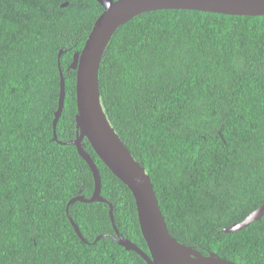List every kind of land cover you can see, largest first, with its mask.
<instances>
[{"label": "trees", "instance_id": "trees-1", "mask_svg": "<svg viewBox=\"0 0 264 264\" xmlns=\"http://www.w3.org/2000/svg\"><path fill=\"white\" fill-rule=\"evenodd\" d=\"M103 12L97 0H0V264H147L110 238L109 204L118 231L149 254L132 192L87 139L108 203L71 205L87 243L67 215L73 198L95 189L77 147L59 143L77 136L70 66ZM99 82L104 111L150 176L170 234L204 255L264 264V216L222 232L264 204V16L143 13L112 37Z\"/></svg>", "mask_w": 264, "mask_h": 264}, {"label": "water", "instance_id": "water-1", "mask_svg": "<svg viewBox=\"0 0 264 264\" xmlns=\"http://www.w3.org/2000/svg\"><path fill=\"white\" fill-rule=\"evenodd\" d=\"M104 8V12L96 20L93 29L86 41L83 50L85 59L92 52L96 54V65L99 63L98 69V85L96 94L99 98L98 105L94 106L95 116L93 115V99L91 95L86 94L85 81L86 75L84 72L80 76L79 85V69L80 57L83 55V50L74 55L73 63L70 68L77 72L76 81V96L78 113L76 115V139L70 142L62 143L63 145H74L82 158L87 162L92 170L95 189L90 199L84 196L73 198L67 206V215L80 239L87 243L78 225L70 216V207L76 202L94 203L108 201L102 197V177L95 160L92 155L86 151L84 140L87 139L93 150L100 160L108 167V169L132 192L142 235L147 243L149 254L125 238L117 229L114 222V207L110 205V217L113 223L116 236H110L120 246L127 251H134L140 255L147 264H238L236 262L219 257L215 253L204 255L195 247L180 243L169 232L168 226L159 205V201L150 176L147 174L145 167L139 163L131 151L122 141L116 130L112 127L101 102L99 71L101 62L107 47L112 40L116 31L127 24L135 17L152 11L159 10H186L198 11L205 13L223 14L231 16H249L260 17L264 16V0H97ZM68 3L63 4L66 7ZM99 62V56L102 54ZM63 52L59 54L61 58ZM73 65V66H72ZM62 72V71H61ZM93 79L91 73L87 77ZM66 99L65 79L61 75V92L59 98V106L55 113L54 119V140L58 141L57 125L62 116ZM147 180L151 183L152 192L155 195V200L152 198L151 209L146 207L145 193L150 194L151 189ZM156 201V205H155ZM157 206V208H156ZM264 216V204L257 210L251 213L240 223H235L228 228L222 229L223 233L232 234L247 228L255 221L261 220ZM105 238L100 236L96 241Z\"/></svg>", "mask_w": 264, "mask_h": 264}, {"label": "snow or ice", "instance_id": "snow-or-ice-1", "mask_svg": "<svg viewBox=\"0 0 264 264\" xmlns=\"http://www.w3.org/2000/svg\"><path fill=\"white\" fill-rule=\"evenodd\" d=\"M88 44H89V42H88ZM88 44H87V47L83 50L82 57L79 56L80 57L79 63L81 65L80 69H79V85H80L81 73L84 72L86 75L85 90H86V94L91 95V97L93 99V115L95 116L94 106L98 105V108H99V98H98V95L96 94V88L98 85L99 63H98V65H96V54H95V52L90 53L88 55L87 59H85V52L88 50ZM102 55H103V53L100 54V56H99V62H100ZM89 73H91L92 76L94 77L91 80H89L87 78ZM61 75H63V72H61ZM147 183H148V185H150V189H151L150 181L147 180ZM145 197H146V207H148L150 210L152 198H154V200H155V195L152 192V189H151L150 194L145 193ZM155 205H156V201H155ZM156 208H157V206H156Z\"/></svg>", "mask_w": 264, "mask_h": 264}]
</instances>
